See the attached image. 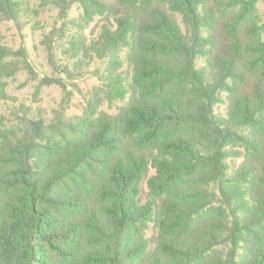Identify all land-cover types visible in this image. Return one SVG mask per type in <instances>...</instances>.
Returning a JSON list of instances; mask_svg holds the SVG:
<instances>
[{
    "label": "trees",
    "instance_id": "16d2710c",
    "mask_svg": "<svg viewBox=\"0 0 264 264\" xmlns=\"http://www.w3.org/2000/svg\"><path fill=\"white\" fill-rule=\"evenodd\" d=\"M54 1L103 15L89 52L128 67L82 116L0 121V264H264V0ZM23 65L0 43V101Z\"/></svg>",
    "mask_w": 264,
    "mask_h": 264
},
{
    "label": "rangeland",
    "instance_id": "374dc122",
    "mask_svg": "<svg viewBox=\"0 0 264 264\" xmlns=\"http://www.w3.org/2000/svg\"><path fill=\"white\" fill-rule=\"evenodd\" d=\"M60 4L54 0L45 4L43 0H23L25 7L18 19L0 18V43L14 50L23 49L31 64L3 79L5 98L0 101V121L7 127L19 128L23 108L30 115L48 120L82 116L96 88H105L108 70L125 73L128 67L115 64L110 57L101 56L93 49L89 52V45L100 34L103 15L89 19L79 1L67 10ZM258 8L264 19V2ZM177 19L184 29L181 16ZM14 60L18 58H6V62ZM206 60L200 57L197 66H205ZM43 78L57 82L45 83ZM223 96L226 97V92ZM122 104L121 100L112 102L103 97L99 109L115 113ZM226 109L224 102L216 105L218 115H225ZM235 161L238 163L241 158ZM153 173L151 169L149 175ZM147 190L145 180L141 198H145ZM154 234V228L150 227L147 235Z\"/></svg>",
    "mask_w": 264,
    "mask_h": 264
}]
</instances>
